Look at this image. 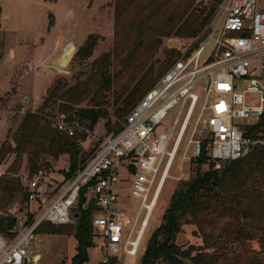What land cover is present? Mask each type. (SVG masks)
<instances>
[{
  "label": "rangeland",
  "instance_id": "374dc122",
  "mask_svg": "<svg viewBox=\"0 0 264 264\" xmlns=\"http://www.w3.org/2000/svg\"><path fill=\"white\" fill-rule=\"evenodd\" d=\"M207 13L196 6V0H0V147L3 143L14 146L12 138L24 115L38 112L46 90L55 85L60 91L43 110L47 121L51 123V117L64 104L58 98L62 92L81 91L86 98L79 105H72V109L102 110L107 116L97 122L98 134L114 131L181 52L194 46L208 24L194 38L177 36L178 27L189 16L192 21ZM89 36L95 37V46L90 58L81 62L74 56ZM69 45L75 47L73 54L66 66L58 65L60 55ZM130 93L134 94V101L127 106ZM189 136L190 131L186 139ZM186 139L163 184L137 256L128 259L119 253L112 258L113 264H140L146 244L159 227L173 193L193 179L198 168L201 172L221 171L229 164L204 165L182 160ZM93 145L89 141L79 145L86 158ZM14 159L15 155L8 153L0 164V180L9 182L14 189L11 194L0 190V219H7L6 210L10 207L27 209L23 195L26 181L33 173L28 171L27 155L16 166L12 165ZM36 170L60 179L69 170L68 156L62 155L55 161L42 155ZM244 181L238 190L227 191L228 196H238L230 201L233 215H227L222 207L219 212H203L197 218L198 224H182L175 244L183 250L193 247L209 255H224L227 264H234L233 259H239V264L252 257L263 260L264 222H251L249 213L257 212L256 218L260 216L261 208L255 205L264 204V178L254 172ZM122 188L126 190L125 186ZM125 190L119 209L132 220L138 202L127 198ZM74 224L75 221L64 226L61 234L36 233L27 250L31 264H70L76 253L74 230L70 229ZM236 224L250 236L242 244H231L224 237L225 228L230 225L236 229ZM92 239L94 246L88 249L85 264H100V240L93 234ZM221 263L219 258L218 264Z\"/></svg>",
  "mask_w": 264,
  "mask_h": 264
},
{
  "label": "built area",
  "instance_id": "2783aa9c",
  "mask_svg": "<svg viewBox=\"0 0 264 264\" xmlns=\"http://www.w3.org/2000/svg\"><path fill=\"white\" fill-rule=\"evenodd\" d=\"M196 6L211 12L210 23L118 128L100 135L98 123L89 129L64 112L51 117L57 132L93 149L70 177L36 170L26 181L27 209L6 210L13 225L0 234V264H31L27 250L37 229L72 224L83 190L81 209L94 208L100 264H112L119 253L135 258L189 131L181 159L204 165L237 161L263 144L246 131L264 115V1L196 0ZM124 190L138 202L132 220L119 209Z\"/></svg>",
  "mask_w": 264,
  "mask_h": 264
},
{
  "label": "trees",
  "instance_id": "16d2710c",
  "mask_svg": "<svg viewBox=\"0 0 264 264\" xmlns=\"http://www.w3.org/2000/svg\"><path fill=\"white\" fill-rule=\"evenodd\" d=\"M210 17L211 12H208L205 17H201V14H199L192 21L189 20V16L178 27L175 34L186 38L197 37L205 25L209 23ZM95 42V37L89 36L87 43L76 52L74 57L81 62H85L90 58ZM59 91L58 85L48 88L40 110L36 113L28 112L24 115L12 138L14 146L3 143L0 147V164L8 153L15 155L13 166L19 165L23 156L27 155L28 171L32 174L38 168L40 156L46 155L56 161L60 156L65 155L68 156L69 161V170L65 173V176L70 177L75 174L79 165L85 160L86 154L79 147L77 138H69L57 132L51 126V123L44 118L43 113L55 93ZM58 98L64 102L59 106V112L75 116L85 123L89 129H92L101 118L107 116L102 110L94 108L72 109V105H79L86 98L81 91L62 92ZM133 101L134 94L130 93L126 105L130 106ZM89 102H91L90 99ZM246 136L260 139L263 144L255 146L247 157L230 162L221 171L209 169L206 172H201L198 168L194 178L182 184L181 188L173 193L159 227L146 244L140 264H155L158 261H162L164 264H218L219 258L223 261L221 264H227L228 259L224 255H209L202 252V249H194L193 247L183 250L175 244V241L182 224L189 222L198 224L197 218L203 212H219L218 208L222 207V211L226 212L227 215H233L235 211L230 208V201L234 198L238 199V196H228L227 191L238 190L245 184L244 179H249L254 172H258L264 178V115L256 124L247 128ZM199 162L202 164L204 161L199 159L198 164ZM0 185V190L5 193L11 194L14 191L12 185L3 181V179L0 180ZM84 192L85 190L81 192V199L78 202L79 215L75 219L74 228L70 227L71 231L74 230L72 237L76 242V253L71 258L70 264H85L88 261L87 251L94 246L91 228V216L94 208L89 206L86 210L81 209ZM23 198L26 199L25 194ZM255 207L261 208L260 216L256 218L257 212L251 211L249 220L255 222V224L264 222V204L256 202ZM187 217H190L191 221H186ZM12 225L13 219H0V232L7 231ZM236 225V229L230 225L227 226L223 231L224 237H227L231 244H242L250 236L241 225ZM63 229H65L64 226L43 224L37 229L36 233L61 234ZM261 244L264 252V237ZM233 261L234 264H239V259H233ZM244 264H264V259L260 260L257 257H252Z\"/></svg>",
  "mask_w": 264,
  "mask_h": 264
},
{
  "label": "water",
  "instance_id": "95a60500",
  "mask_svg": "<svg viewBox=\"0 0 264 264\" xmlns=\"http://www.w3.org/2000/svg\"><path fill=\"white\" fill-rule=\"evenodd\" d=\"M74 50H75V47L73 46H70L69 48H67L62 54V59L59 65L66 66L69 56L73 54ZM24 102L27 103L28 98H25ZM73 212H74V218H77L78 214L75 212V209L73 210Z\"/></svg>",
  "mask_w": 264,
  "mask_h": 264
},
{
  "label": "bare ground",
  "instance_id": "6f19581e",
  "mask_svg": "<svg viewBox=\"0 0 264 264\" xmlns=\"http://www.w3.org/2000/svg\"><path fill=\"white\" fill-rule=\"evenodd\" d=\"M70 46H73V45H69L67 48H69ZM73 47H74V46H73ZM67 48H66V49H67ZM66 49H65V50H66ZM65 50H64V51H65ZM64 51H63V52H64ZM62 54H63V53H62ZM62 54L60 55V57H59V59H58V65H59L60 62H61ZM166 178H167V177H166Z\"/></svg>",
  "mask_w": 264,
  "mask_h": 264
}]
</instances>
